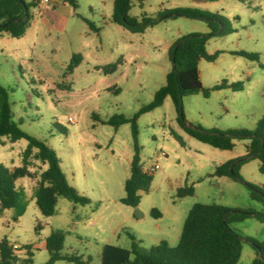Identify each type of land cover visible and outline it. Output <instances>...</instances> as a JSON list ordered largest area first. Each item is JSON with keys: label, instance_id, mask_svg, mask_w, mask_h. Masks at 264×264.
I'll return each mask as SVG.
<instances>
[{"label": "rangeland", "instance_id": "obj_1", "mask_svg": "<svg viewBox=\"0 0 264 264\" xmlns=\"http://www.w3.org/2000/svg\"><path fill=\"white\" fill-rule=\"evenodd\" d=\"M113 1L77 0L76 10L58 0L38 3L28 10L29 27L22 37L0 32V84L9 90L12 120L54 150L68 183L89 200L74 207L69 199L58 197L54 213L44 217L33 197L35 179H17L24 211L14 218V209L0 210V241L16 245L13 253L20 260L27 257L23 247L29 246L33 264L46 262L44 241L52 230L65 234L61 253L100 264L104 244L130 250V237L139 252L161 241L175 246L195 203L264 212V203L252 200L244 184L212 176L224 161L244 156L248 141L236 140L233 149L220 150L190 137L183 128L199 124L205 129L251 130L264 116V0H144L141 7L133 2L129 15L138 18L144 13L156 19L159 12L173 8H197L223 18L229 32L206 42V52L218 55L212 62L199 60L200 82L204 88L222 81L242 82L240 91L227 87L211 90L208 98L201 93L183 97V118L169 97L139 115L141 162L158 168L135 208L119 201L130 174L131 127L128 123L113 127L103 121L114 115L130 118L148 104L171 70L172 43L186 34H206L208 28L201 19L178 16L160 20L142 33H131L110 21ZM238 51L257 53L259 59L232 54ZM75 54L82 58L67 74ZM118 59L112 74L95 69ZM26 146V139L11 143L3 137L0 163L9 169L21 166ZM258 167L259 161L251 159L241 166L239 175L264 188V174ZM29 168L37 176L44 166L32 160ZM183 186H192L193 194L176 197ZM152 209L160 216H151ZM231 227L264 243V222L248 217ZM256 257L257 252L243 241L237 264H251ZM54 264L71 263L62 259Z\"/></svg>", "mask_w": 264, "mask_h": 264}, {"label": "trees", "instance_id": "obj_2", "mask_svg": "<svg viewBox=\"0 0 264 264\" xmlns=\"http://www.w3.org/2000/svg\"><path fill=\"white\" fill-rule=\"evenodd\" d=\"M23 0H0V32L13 38L22 37L29 27V8L36 6L38 0L25 3L27 12L21 4ZM68 4L74 10L78 8L77 0H58ZM243 1V0H238ZM133 2L141 7L144 0H114L110 21L122 26L131 33H142L148 26L160 20L184 16L191 19H201L205 22L208 32L206 34H186L172 43L168 50L171 70L166 74L165 84L153 95L152 100L141 107L132 117L114 115L105 124L118 127L128 123L131 127L132 157L130 174L124 181V196L119 200L121 204L137 207L140 192H147L152 175L143 171L138 143L137 118L160 106L166 97H169L183 118L181 100L185 96L201 93L208 98L211 90H220L230 87L233 91L242 90V82L227 84L225 81L212 88H204L200 82L198 62L204 59L212 62L217 58L218 52L208 54L206 42L211 37L225 35L229 32L226 21L197 8H173L159 12L157 18H150L144 13L140 18L129 15ZM90 29L93 25L85 20ZM232 54L241 56L250 61H258V54L253 52L238 51ZM82 56L75 54L71 57L66 73H72ZM120 60L95 69L108 75L116 71ZM117 91V89H116ZM184 131L197 141L210 145L220 150H231L236 140H247L246 154L231 158L218 165L212 176L228 177L239 181L249 191L252 200L264 203V188L244 181L239 175L242 165L251 159L259 161L258 170L264 174V116L249 129H205L199 124L183 126ZM5 137L11 143L20 139L27 140V146L22 152V165L11 169L0 163V210L14 209L16 218L24 211L25 203L22 192L16 187L15 181L27 177L35 179L33 197L35 205L42 216L49 217L54 213L58 197H64L76 204L86 205L87 197L80 194L71 186L62 172L59 160L54 150L43 140L24 132L18 123L12 120L9 102V90L0 84V140ZM36 161L44 168L35 175L30 170L31 161ZM194 192L192 186H183L177 189L176 197L190 196ZM151 216L159 217L160 213L152 209ZM248 217H253L264 222V212L251 208H229L215 203H195L187 212L182 230L175 246L170 247L165 241L151 246L147 252H139L132 241V248L126 249L111 244H104L99 252L100 264H237L242 250V242H247L256 252L257 257L251 264H264V243L251 237L237 233L232 223L241 222ZM39 229V227H37ZM65 234L61 230H52L45 238L44 248L48 252V259L43 264H54L58 260H67L71 264H91L89 259H84L77 254L61 253ZM27 257L19 259L13 253V245L5 239L0 241V264H33L32 252L29 246ZM133 255V259L130 256Z\"/></svg>", "mask_w": 264, "mask_h": 264}, {"label": "built area", "instance_id": "obj_3", "mask_svg": "<svg viewBox=\"0 0 264 264\" xmlns=\"http://www.w3.org/2000/svg\"><path fill=\"white\" fill-rule=\"evenodd\" d=\"M38 1L41 4H50L53 0H38ZM68 121H72V119L68 118ZM142 166H143V171L148 173V174H151V173L155 172V170L158 168L157 164L154 165V166H145V165L142 164ZM13 249L16 250L17 246L13 245Z\"/></svg>", "mask_w": 264, "mask_h": 264}, {"label": "water", "instance_id": "obj_4", "mask_svg": "<svg viewBox=\"0 0 264 264\" xmlns=\"http://www.w3.org/2000/svg\"><path fill=\"white\" fill-rule=\"evenodd\" d=\"M21 4L23 5V7H24V11H25V13L27 12V7L25 6V2L24 1H21Z\"/></svg>", "mask_w": 264, "mask_h": 264}, {"label": "crops", "instance_id": "obj_5", "mask_svg": "<svg viewBox=\"0 0 264 264\" xmlns=\"http://www.w3.org/2000/svg\"><path fill=\"white\" fill-rule=\"evenodd\" d=\"M57 3H58V4H61V5H63V4H64V3L60 2V1H58ZM58 4H57L56 6H58Z\"/></svg>", "mask_w": 264, "mask_h": 264}]
</instances>
